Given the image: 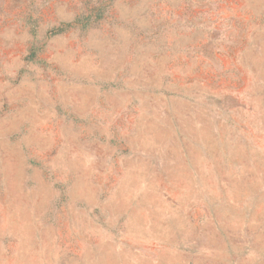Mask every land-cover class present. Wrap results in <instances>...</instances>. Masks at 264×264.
Returning <instances> with one entry per match:
<instances>
[{
    "label": "rangeland",
    "instance_id": "obj_1",
    "mask_svg": "<svg viewBox=\"0 0 264 264\" xmlns=\"http://www.w3.org/2000/svg\"><path fill=\"white\" fill-rule=\"evenodd\" d=\"M0 264H264V0H0Z\"/></svg>",
    "mask_w": 264,
    "mask_h": 264
}]
</instances>
